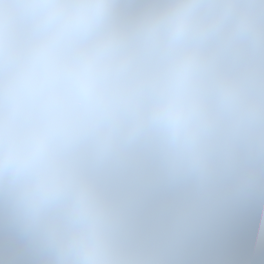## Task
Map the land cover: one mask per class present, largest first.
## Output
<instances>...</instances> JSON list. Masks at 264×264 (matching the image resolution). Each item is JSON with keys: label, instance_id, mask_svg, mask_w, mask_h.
<instances>
[{"label": "clouds", "instance_id": "obj_1", "mask_svg": "<svg viewBox=\"0 0 264 264\" xmlns=\"http://www.w3.org/2000/svg\"><path fill=\"white\" fill-rule=\"evenodd\" d=\"M0 264H264V0H0Z\"/></svg>", "mask_w": 264, "mask_h": 264}]
</instances>
